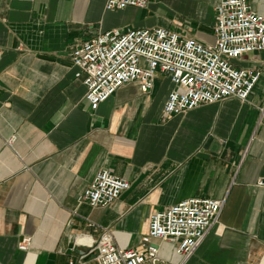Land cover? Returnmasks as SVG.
<instances>
[{
    "label": "crops",
    "instance_id": "crops-1",
    "mask_svg": "<svg viewBox=\"0 0 264 264\" xmlns=\"http://www.w3.org/2000/svg\"><path fill=\"white\" fill-rule=\"evenodd\" d=\"M219 1L108 10L104 0H0L2 264H95L79 256L106 229L117 245L140 247L153 213L193 197L225 203L187 264H264V50L235 61L262 71L249 101L172 117L163 114L173 88L166 74L149 92L130 82L93 108L71 58L77 44L128 28L162 26L213 43ZM249 3L264 15V0ZM103 169L131 187L92 207L83 194Z\"/></svg>",
    "mask_w": 264,
    "mask_h": 264
},
{
    "label": "built area",
    "instance_id": "built-area-1",
    "mask_svg": "<svg viewBox=\"0 0 264 264\" xmlns=\"http://www.w3.org/2000/svg\"><path fill=\"white\" fill-rule=\"evenodd\" d=\"M104 1L108 10L145 8L151 2ZM214 30L213 43L162 26L100 33L73 47L76 78L86 87V98L93 108L130 82L149 92L158 73L166 74L173 83L163 108L165 117L228 98L249 101L262 71L238 67L235 61L264 50V15L252 10L249 0H220ZM258 185L264 189V178ZM130 187L128 179L103 169L84 191L83 199L92 207L108 206ZM224 203L193 197L156 211L141 246L136 248L117 245L106 229L80 254V261L92 257L96 264H187L219 222ZM90 225L97 226L93 221ZM28 243L25 239L19 247L26 249ZM70 264H74L73 259Z\"/></svg>",
    "mask_w": 264,
    "mask_h": 264
},
{
    "label": "water",
    "instance_id": "water-1",
    "mask_svg": "<svg viewBox=\"0 0 264 264\" xmlns=\"http://www.w3.org/2000/svg\"><path fill=\"white\" fill-rule=\"evenodd\" d=\"M208 146V143L205 145V147H207Z\"/></svg>",
    "mask_w": 264,
    "mask_h": 264
},
{
    "label": "rangeland",
    "instance_id": "rangeland-1",
    "mask_svg": "<svg viewBox=\"0 0 264 264\" xmlns=\"http://www.w3.org/2000/svg\"><path fill=\"white\" fill-rule=\"evenodd\" d=\"M94 260V259H93ZM94 263L96 264V262L94 261Z\"/></svg>",
    "mask_w": 264,
    "mask_h": 264
},
{
    "label": "bare ground",
    "instance_id": "bare-ground-1",
    "mask_svg": "<svg viewBox=\"0 0 264 264\" xmlns=\"http://www.w3.org/2000/svg\"><path fill=\"white\" fill-rule=\"evenodd\" d=\"M195 256V255H194Z\"/></svg>",
    "mask_w": 264,
    "mask_h": 264
}]
</instances>
